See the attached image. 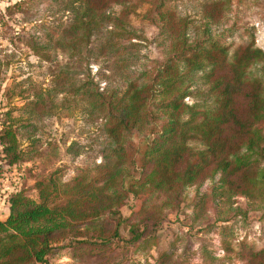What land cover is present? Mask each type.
I'll return each mask as SVG.
<instances>
[{
  "label": "trees",
  "instance_id": "1",
  "mask_svg": "<svg viewBox=\"0 0 264 264\" xmlns=\"http://www.w3.org/2000/svg\"><path fill=\"white\" fill-rule=\"evenodd\" d=\"M48 1L29 16L36 27L26 45L55 64L52 85L31 86L22 107L0 113V171L34 160L42 167L33 175L35 198L22 188L7 196L0 264H128L153 250L155 264H187L175 255L180 237L159 235L170 216L192 237L216 227L226 235L234 221L262 226L264 48L236 16L264 12V0H202L196 20L178 11L177 0ZM34 3L15 4L11 14L28 16ZM136 15L148 36L131 26ZM131 41L155 54L142 59L129 49L141 44ZM103 59L112 60L123 91L101 89L91 76ZM7 67L0 60V92ZM77 109L101 122L103 142L100 162L67 180L66 168L49 163L60 153L41 138L42 124ZM79 148L72 143L65 153L78 157ZM206 182L192 199L200 212L184 213L187 190ZM245 245L219 259L202 244L199 252L203 264H264V246Z\"/></svg>",
  "mask_w": 264,
  "mask_h": 264
},
{
  "label": "rangeland",
  "instance_id": "2",
  "mask_svg": "<svg viewBox=\"0 0 264 264\" xmlns=\"http://www.w3.org/2000/svg\"><path fill=\"white\" fill-rule=\"evenodd\" d=\"M25 0H0V60L7 63L8 67L5 70L3 83L0 92V113L7 111L13 107H22L25 104L23 97H27L30 93L31 86H39L42 89H48L53 82L55 75V64L52 62H43L39 56H35L26 45V39L35 30L36 24L34 22H27L28 19L35 20V16L41 14L42 8L49 3L48 0H34L35 5L30 10V14H11V7L15 4H22ZM202 0H177L178 11L189 17L190 20H196L197 5ZM146 7L137 10V15H143ZM131 18V26L140 32L143 37L151 33L148 25L142 21L139 16ZM237 22L240 25L252 26L255 29V39L257 44L264 48V12H247L241 10L238 12ZM51 21L47 19V22ZM64 22V19L61 20ZM52 23V22H50ZM52 26L54 24H51ZM237 37V34L235 35ZM233 39L228 40H237ZM134 45L141 46L137 48H129L132 51L137 50L139 57H145L148 54L154 55L152 46L142 41H131ZM153 53V54H152ZM61 59L59 58V61ZM115 62V61H113ZM111 61L103 59L99 61L98 65L91 66V76L95 81L99 82V87L106 90L123 91V85L118 77L110 74ZM123 63L116 62V67H121ZM139 64L135 62L133 68L138 69ZM23 98V100H21ZM31 98L29 99V101ZM191 103V100H187ZM69 115L67 112L60 114L56 112L53 117L43 122V130L41 138L48 140L50 143L58 147L59 156L52 161L54 168L63 167L65 169V179H70L74 175L76 168L88 167L91 164H98L100 158L97 151L100 148L102 137L98 131V125L92 122L82 112L75 110ZM68 116L66 117L65 115ZM77 143L80 146V156L72 157L65 153V150L72 144ZM26 144H23V148ZM1 149V148H0ZM75 150V149H74ZM38 160L31 163H25L15 167H3L0 171V216L3 215L5 209V195H9L13 191L24 189L26 194L35 198V191L33 190L34 178L37 171L40 169ZM42 168V167H41ZM211 184L206 182L198 189L191 188L186 192V202L182 206V211L186 214H194L200 212L196 203L192 199L204 192V190ZM5 198V199H4ZM4 200V201H3ZM197 208V209H196ZM123 216L128 214L127 208L122 210ZM176 215L169 217L167 222L162 226V232L159 233L161 237L164 235H177L180 240L177 244L175 255L178 259L186 261L187 264H203L199 247L200 244L207 247L208 252L211 253L215 259L222 258L224 249H230L232 252L241 251L242 247H246V243L255 245V249H261L264 246V224H255L250 228H246L237 221L226 224L228 231L226 235L219 234V228H215V232L208 233L202 236L201 233L192 237L186 232L187 229L180 228L176 221ZM181 219V218H180ZM179 219V220H180ZM178 220V221H179ZM255 222V221H253ZM219 226V225H218ZM219 227H222L221 225ZM195 238L203 239L202 242ZM226 249V250H227ZM157 253L156 250L151 251L147 256H140L131 258L126 263L128 264H155ZM67 262L63 259L60 261ZM218 264V263H216Z\"/></svg>",
  "mask_w": 264,
  "mask_h": 264
},
{
  "label": "crops",
  "instance_id": "3",
  "mask_svg": "<svg viewBox=\"0 0 264 264\" xmlns=\"http://www.w3.org/2000/svg\"><path fill=\"white\" fill-rule=\"evenodd\" d=\"M8 195H5V198L7 197ZM4 198V199H5ZM4 201V200H3ZM8 216V203H7V200H5V209L3 210V215L0 216V222L4 221Z\"/></svg>",
  "mask_w": 264,
  "mask_h": 264
}]
</instances>
